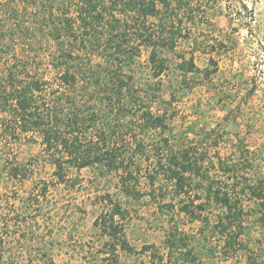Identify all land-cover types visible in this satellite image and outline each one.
Segmentation results:
<instances>
[{
	"label": "trees",
	"instance_id": "1",
	"mask_svg": "<svg viewBox=\"0 0 264 264\" xmlns=\"http://www.w3.org/2000/svg\"><path fill=\"white\" fill-rule=\"evenodd\" d=\"M220 1L0 0V18L6 17L0 20V184L14 185L16 193L33 174L32 165L18 162L13 151L27 135L40 139L53 181L17 198L25 209H36L50 187L74 189L80 179L70 172L87 168L117 174V190L126 203L139 202L140 167L146 160L150 197H160L169 212L177 208L197 223L202 249L212 251L216 238L223 258L244 253L247 264H264L249 254L246 240L253 228L264 229V143L250 150L236 135L231 150L221 154L225 130L220 123L193 144H175L166 136L173 112L153 110L156 104H173L160 95L171 55L181 75L198 70L193 52L175 51L193 39V32L212 24ZM32 12L37 30L23 22ZM22 45L34 56L19 55ZM95 55L99 60L92 67ZM228 118L222 122L229 123ZM152 132L158 136L145 142ZM95 199L103 206L93 226L107 239L104 259L116 263L118 251H131L125 238L129 211L111 194ZM5 203L0 199V264L8 228L1 211ZM177 234L168 236L164 256H157L152 245L139 253L158 257L159 264H194L193 246Z\"/></svg>",
	"mask_w": 264,
	"mask_h": 264
},
{
	"label": "rangeland",
	"instance_id": "2",
	"mask_svg": "<svg viewBox=\"0 0 264 264\" xmlns=\"http://www.w3.org/2000/svg\"><path fill=\"white\" fill-rule=\"evenodd\" d=\"M217 12L219 14L209 27L191 35L198 40L197 45L191 39L181 43L175 51L186 56L193 52L198 70L181 75L174 69L175 55H171L173 65L162 77L160 95L163 100L171 98L173 104L171 108L156 104L153 110L173 112L166 136L175 144H193L203 132L222 123L225 139L219 148L221 154L231 150L236 135L245 138L249 149L254 150L264 143V0H221ZM34 18L33 12L26 14L23 22L37 30ZM3 19L6 17L0 18ZM2 25L0 23V43ZM17 50L19 55L34 56L27 45ZM145 58L143 54V62ZM41 59L45 62L43 56ZM98 60L95 55L90 65L96 66ZM44 67L41 66V70ZM204 73L209 74L207 78ZM142 74L144 76L145 72ZM226 115H229V123L222 122ZM156 136V132L149 133L145 142ZM41 150L38 136L22 137L13 151L18 162L32 165L33 174L18 184L17 194L12 191L14 185L0 184V199L6 202L1 211L8 221L2 246L4 264H159L158 257L153 260L149 253L139 252L142 246L152 245L157 256H164L168 246L166 240L175 231L178 236H187L189 245L193 246L198 255L194 264H247L244 253L223 258L215 246L216 238L211 239L212 251L202 249L198 244L197 223L179 214L177 208L169 212L163 205L166 201L160 197L153 201L144 175L148 166L146 160L140 167L138 189L142 197L139 202L126 203L117 190V174L87 168L70 172L71 177L80 179L74 189L50 187L43 197H39L36 209H25L23 201L19 202L17 198H26L43 181H53V169L44 163ZM107 193L114 200L120 199L129 211L125 238L131 251H118L116 263L104 259L108 256L104 254L106 248L103 246L107 239L93 226L103 206L97 204L95 197ZM246 240L249 254L264 259V229L253 228ZM176 253L173 259L177 257Z\"/></svg>",
	"mask_w": 264,
	"mask_h": 264
}]
</instances>
